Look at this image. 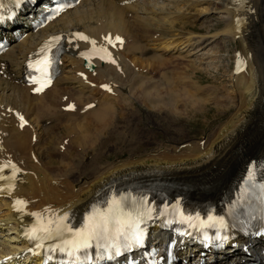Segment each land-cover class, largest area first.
I'll list each match as a JSON object with an SVG mask.
<instances>
[{"label": "bare ground", "instance_id": "6f19581e", "mask_svg": "<svg viewBox=\"0 0 264 264\" xmlns=\"http://www.w3.org/2000/svg\"><path fill=\"white\" fill-rule=\"evenodd\" d=\"M178 1L92 0L91 4V0H81L78 6L43 28L35 29L32 18H20L15 26L9 25L11 45L0 56V168L3 169L0 176L4 177L0 179V211L5 212L0 214V239L3 240H0V264H55L30 251L20 252L27 246L25 233L38 226L37 217L30 213H38L43 218L67 213L70 221L82 223L92 208L109 194L121 188L129 193L128 187L132 190L131 196H137L145 188L143 184L155 182L167 185L168 189L183 188L181 191L189 202L203 205L211 200L225 208L249 174L251 162L264 158V0H180L182 8ZM212 1L221 7L220 11L201 10L219 15L206 18L208 29L223 24L222 40L228 39L236 46L235 69L231 75L234 96H227L224 101L187 71L179 74L178 80L174 79V87L166 93V100H170L174 112L187 116L194 111L201 113L207 104H212L224 115L231 113L227 120L207 135L203 143L155 144L156 152L145 158L125 159L122 164L88 171L103 139L92 138L90 133L92 129L107 130L113 109L118 106L117 100L113 101V96L105 91L115 88L113 93L129 94L130 83L137 78L131 67L136 59L130 58L129 53L151 56L155 68L157 57L143 45V38L161 42L164 51L171 49L179 40L172 38L181 37L179 33L174 34L178 25L182 29L187 27L188 7ZM76 33L95 41V48L102 55L88 54L89 58L85 59L81 53L94 51L93 45L76 39ZM56 36L63 37L65 45L60 74L37 92L38 86L28 85L26 80L29 64ZM213 37L203 36L198 42L181 39L174 46L186 44L183 48L186 51L205 44L207 48L215 42H209ZM87 61L93 70L84 67ZM241 67L244 68L240 70ZM93 103L97 107L91 109L89 106ZM65 106H71L69 111L63 110ZM5 165H14L18 171L13 175V168ZM7 183L14 187L6 188ZM127 198L122 200L125 204L130 202ZM17 200L25 201L26 206L17 205ZM18 207L23 210L18 211ZM165 237L166 234H156L153 241L160 247ZM196 240V237L184 238L179 242L177 264L199 262L203 251L197 248ZM242 242L229 236L225 253L213 257L208 251L205 258L210 259V264H223L226 253L231 255L233 249H243ZM19 243L22 246L18 248Z\"/></svg>", "mask_w": 264, "mask_h": 264}, {"label": "rangeland", "instance_id": "374dc122", "mask_svg": "<svg viewBox=\"0 0 264 264\" xmlns=\"http://www.w3.org/2000/svg\"><path fill=\"white\" fill-rule=\"evenodd\" d=\"M162 1L160 0V2ZM90 3L92 4V0ZM178 3H180L179 7L182 8V1L179 0ZM198 4L188 7L185 13V20L188 22L187 27L182 29L178 25L174 34L179 33L181 37H175L172 40L179 39L174 44L184 39V42L187 39H193L191 42H198L202 40L203 36L211 38V36L216 35L209 40V42H215L207 48L205 47L208 44L199 45L194 50L190 48V51H186V48L183 49L186 44L178 47L173 44V49L171 47V49L164 51L162 50L163 45L159 44L161 42H154V40L149 42V39L143 38V45L146 44L149 49L153 50L152 52L157 57V64L159 63V65L156 64V67L153 68V60H150L151 56L129 53L130 58L136 59L131 67H134L132 70L137 74V78L135 77L130 83L129 94L123 92L122 94L126 95L121 96V93L117 92L120 95L116 92L113 93L115 88L105 91L110 97L113 96V101L117 100L118 106L113 109L107 130L92 129L90 133L92 138L99 137L103 139L101 144L97 146L99 150L96 160L88 168V171H92L96 167L99 169L106 165L122 164L124 162L122 160L125 159L145 158L147 155L156 152L154 150L155 144H159L157 146L167 145L168 143L182 144L184 141L187 143H203L205 142L204 138L217 130L221 123L227 120L225 118L231 114L227 112L224 115L214 105L207 104L205 110L201 113L194 111L195 113L192 112L188 116L185 113L178 115L170 107V100H166V93L174 87V79L175 81L178 80V75L187 71L188 74H191L189 76L195 74L194 80L200 81L201 85L208 91L211 90V94H217L224 101L228 97L234 96L231 75L235 69L236 46L234 42H228V39H226V42L222 40L221 30L224 28L223 24L208 29L209 26L205 22L206 18L219 16L218 14L201 12V10H209V8L220 11L221 6L213 3V1ZM198 9L200 10L198 11ZM213 23L216 24V22ZM141 30L143 33V28ZM168 35L170 36L169 33ZM206 54H209V56ZM193 63L195 67H192ZM193 69L195 72H193ZM68 96H65L66 100H68ZM182 96L184 97V95ZM63 104H66V102ZM96 105V103H93L90 108H96ZM69 107L65 106L63 110L67 112ZM88 122L94 121L88 119ZM65 148L62 151H65ZM5 186L6 188L10 187L9 183ZM0 212V214L5 213ZM5 239L7 238L5 237ZM1 241L3 242V240Z\"/></svg>", "mask_w": 264, "mask_h": 264}, {"label": "snow or ice", "instance_id": "6c2138e0", "mask_svg": "<svg viewBox=\"0 0 264 264\" xmlns=\"http://www.w3.org/2000/svg\"><path fill=\"white\" fill-rule=\"evenodd\" d=\"M14 3L22 11L29 4L35 6L40 3V0H14ZM66 7H68V5H62L56 8L55 12L59 14L64 11ZM18 21L19 15L17 13H11L8 17L0 16V42L5 39L3 35L5 27L8 24L15 25ZM75 38L90 42L93 45L94 52L101 51L95 48L96 42L90 41L89 37L85 36L83 33H76ZM63 39L64 38L60 36L53 37L37 54L38 58L35 62L29 64V67L34 69L40 77V79L36 77L32 79L33 83L40 85V87L35 89L37 92L42 91L51 80L49 69L55 62V56L59 51V46ZM115 39L120 41L119 37ZM111 42L109 38V43ZM120 42L122 43V41ZM2 46L3 44L0 43V47ZM81 55H83L85 59L89 58L85 53H81ZM108 55L110 56V54ZM104 58V56H101V59ZM111 62L115 63L114 60ZM89 107L92 106L90 105ZM20 119L23 121L22 116ZM21 126H23V124ZM4 167H12L14 170L13 175L18 171L15 169L14 165H5ZM2 170L3 169L0 168V171ZM0 179H4V177L0 176ZM260 187L264 189V185ZM122 199L126 200L128 198L125 197ZM142 201L141 210L136 211L135 218H133L131 213L125 212L127 205L122 204L121 199L113 198L106 210H101L94 206L85 217L83 226L79 228H74L72 226L70 216L67 213L62 216L56 214L47 218L41 217L38 213H30V215L36 216L38 221V226H33L30 230V238L42 242L44 240H56L64 237L65 234H69V238L61 239L60 243L52 245L50 250L65 253L68 257L72 258V264H77V262L81 260L80 254L82 250L90 249L94 245L97 249L98 258L103 259L106 257L111 260L114 255L118 256L121 254V249L130 251L134 247L144 246L146 230L144 227H141V224L153 218V209L150 206H146V197H143ZM16 203L19 206H26V202L23 200H17ZM262 204H264V199H262ZM165 207L167 208L168 206L166 205ZM17 210L22 211L23 207H18ZM172 215L174 219L170 220L169 223L187 224L189 228H217L218 231L215 236L217 247H221L224 243L229 241V236L226 234L229 226L222 216L214 217L209 215L207 220H204L198 213L195 217L185 215L184 211L179 207V204L172 206ZM260 218L264 220V208H262ZM193 219L199 223L193 224ZM221 231L225 234L221 235ZM184 234L188 235L190 233L185 232ZM206 239L211 238L206 237ZM37 247H43V243L37 244ZM83 259L85 261L90 259L86 251L83 252Z\"/></svg>", "mask_w": 264, "mask_h": 264}, {"label": "water", "instance_id": "95a60500", "mask_svg": "<svg viewBox=\"0 0 264 264\" xmlns=\"http://www.w3.org/2000/svg\"><path fill=\"white\" fill-rule=\"evenodd\" d=\"M87 69H90L92 70L93 69V66L90 64V63H86V66H85Z\"/></svg>", "mask_w": 264, "mask_h": 264}]
</instances>
